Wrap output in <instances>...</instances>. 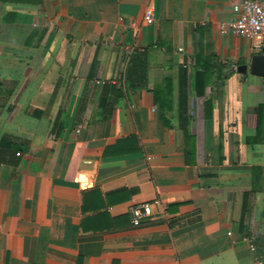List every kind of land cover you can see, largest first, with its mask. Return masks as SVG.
<instances>
[{
    "label": "crops",
    "instance_id": "0c3cea01",
    "mask_svg": "<svg viewBox=\"0 0 264 264\" xmlns=\"http://www.w3.org/2000/svg\"><path fill=\"white\" fill-rule=\"evenodd\" d=\"M242 1L0 0V264H264Z\"/></svg>",
    "mask_w": 264,
    "mask_h": 264
},
{
    "label": "built area",
    "instance_id": "2783aa9c",
    "mask_svg": "<svg viewBox=\"0 0 264 264\" xmlns=\"http://www.w3.org/2000/svg\"><path fill=\"white\" fill-rule=\"evenodd\" d=\"M237 17L229 22L222 23L220 31L222 34L234 33L253 43V47L257 51L264 49V0H243L233 6ZM146 22L152 24L154 22V12L148 10L146 12ZM131 223L138 226L142 221L153 214L152 204L143 203L131 208ZM255 250L254 246H251Z\"/></svg>",
    "mask_w": 264,
    "mask_h": 264
},
{
    "label": "water",
    "instance_id": "95a60500",
    "mask_svg": "<svg viewBox=\"0 0 264 264\" xmlns=\"http://www.w3.org/2000/svg\"><path fill=\"white\" fill-rule=\"evenodd\" d=\"M247 65H241L237 68L239 72H247L248 71ZM250 71L253 75L260 76L264 78V49L261 53L255 54L252 57Z\"/></svg>",
    "mask_w": 264,
    "mask_h": 264
},
{
    "label": "trees",
    "instance_id": "16d2710c",
    "mask_svg": "<svg viewBox=\"0 0 264 264\" xmlns=\"http://www.w3.org/2000/svg\"><path fill=\"white\" fill-rule=\"evenodd\" d=\"M202 69V70H201ZM206 68H204V70H203V68L202 67H200V68H198L197 70H196V83H198V84H200L201 85V88H202V90L206 87L205 85H206ZM182 117L185 119V120H187V113L186 112H184L183 114H182ZM185 130V129H184ZM6 140L4 139L3 141H2V144H1V150H3V151H6V150H10L11 149V146L10 145H7L6 144ZM0 150V151H1ZM263 260H264V256H263Z\"/></svg>",
    "mask_w": 264,
    "mask_h": 264
}]
</instances>
